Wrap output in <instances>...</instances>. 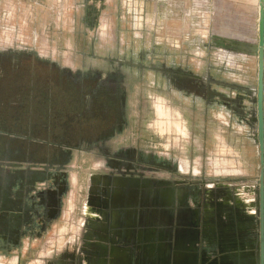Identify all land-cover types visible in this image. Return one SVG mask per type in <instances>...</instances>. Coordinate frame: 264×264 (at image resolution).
Segmentation results:
<instances>
[{
	"label": "rangeland",
	"instance_id": "1",
	"mask_svg": "<svg viewBox=\"0 0 264 264\" xmlns=\"http://www.w3.org/2000/svg\"><path fill=\"white\" fill-rule=\"evenodd\" d=\"M153 1L0 0V52L33 51L42 60L56 61L75 72L92 52L105 55L111 50L116 52L114 55L122 56L128 47L139 57L148 54L146 64H176L198 74L210 72L217 78L245 84L256 92V54L223 52L210 46L200 48L196 30L203 25L207 27L197 15L198 8L193 6L185 20L180 16V0H157L155 5ZM33 70L21 76L25 84L11 85L0 94V126L16 123L12 115L25 97L32 98L30 108H35L37 98L43 103L41 108L48 110L27 118L30 127L27 134L0 128V138L6 140L11 136L27 141L30 148L42 142L54 144L53 134L60 131L58 124L68 119L66 110L55 112L53 99L58 91L52 80H46L58 74L41 63L34 64ZM63 82L64 94L59 98L65 102L67 81ZM63 102L60 103L65 105ZM129 121L128 139L144 148L177 157L191 175L203 172L214 178L237 170L251 183L258 182L260 157L254 141L246 138L224 110L216 106L206 108L179 95L152 71L146 77L142 73L134 79L129 96ZM73 164L76 168L70 171L71 188L61 217L42 238L39 253L47 252L49 241L62 240L81 230L87 178L99 167L89 162L80 150L76 151Z\"/></svg>",
	"mask_w": 264,
	"mask_h": 264
},
{
	"label": "flooded vegetation",
	"instance_id": "2",
	"mask_svg": "<svg viewBox=\"0 0 264 264\" xmlns=\"http://www.w3.org/2000/svg\"><path fill=\"white\" fill-rule=\"evenodd\" d=\"M115 53L111 50H107L105 55L92 52L83 66L71 72L67 70L71 67H62L56 61L42 60L41 56L33 51L0 52V94L11 85L25 84L21 81L24 79L21 76L33 72L34 64L41 63L48 65L52 72L58 74V77L46 78L47 81H53L58 91L54 94L57 97L53 99L55 112L66 110L68 113V119L58 124L60 131L53 134L54 144L42 142L30 148L27 141H18L11 136L6 140L0 138V173H4L2 181L0 178V192H3V196L8 194V176L11 170L9 166L12 164H22L28 171L32 169L54 174L63 168L70 174L71 169L76 168L73 164L75 153L80 150L89 162L99 167L89 174L87 188L93 175L109 174L141 180L185 181L199 186L203 191L215 192L216 205L212 207L215 212V225L206 224L201 229L202 257L205 260L203 264L213 263L220 248L235 245L240 250L244 248V251L239 250L236 262H233L234 258L231 257L226 264H253V258L258 259L256 248L259 244L260 228L257 191L259 192L262 168L258 120L255 119L258 107L257 88L254 92L245 84L217 78L210 72L198 74L188 67L176 64H146L149 62L148 54L141 55L143 60L140 62L137 52L128 47L123 50L122 56H116ZM134 61H139L140 64ZM150 71L167 87L174 88L179 95L206 108L216 106L224 110L232 123L244 132L246 138L254 141L260 157V175L257 183H251L244 173L237 170L220 173L214 178H208L203 172L191 175L185 172L184 165L177 157L144 148L126 137L130 127L129 96L134 79L142 76V73L143 77H146ZM63 81H67V102L59 98L64 94L61 88L65 84ZM31 101L32 98L25 97L12 115L16 117V123L1 125L0 128L27 134L30 128L27 118L48 111L41 108L43 103L37 98L35 108H30ZM21 121L27 125L21 124ZM31 131L33 133L36 129ZM70 182L63 178L53 186L57 194L46 191L43 195L45 202L42 201L38 205V211L36 209L38 217L32 214L24 216L27 224L22 234L32 238L38 236L41 239L45 236L53 222L61 217L65 199L71 188ZM250 188L254 189L253 194ZM247 189L251 194L246 192ZM218 192L223 197L217 198ZM209 204L204 194L201 201L204 213L210 208ZM2 217L0 216V219H4ZM204 217L207 219V215L204 214ZM35 218L40 221L35 222ZM2 222L0 221V224ZM0 228V250L4 252L6 225L3 223ZM252 246L254 255L251 252Z\"/></svg>",
	"mask_w": 264,
	"mask_h": 264
},
{
	"label": "water",
	"instance_id": "3",
	"mask_svg": "<svg viewBox=\"0 0 264 264\" xmlns=\"http://www.w3.org/2000/svg\"><path fill=\"white\" fill-rule=\"evenodd\" d=\"M256 102L255 119L258 120L262 168L257 191L260 228L256 248L258 259L253 258V264H264V0H260ZM9 167L8 194L3 196L0 192V210L4 212L0 214L4 218L0 219L3 221L0 227L4 223L18 236L19 226L27 223L24 218L20 220L13 213L6 214V211H19L17 205L22 204L26 214L37 218L36 209L38 211V205L45 202L43 195L46 191L57 194L53 186L63 178L70 181V174L63 168L54 174L28 171L22 164ZM250 190L253 194L254 189ZM204 191L185 181L93 175L87 188L85 219L80 228H84V232L79 237V246L69 255L73 260L71 264H203L201 229L206 224L215 225L212 207L216 205L215 192ZM226 193L229 195L228 191ZM204 194L210 202V208L205 213L201 209ZM220 197L223 195L218 192L217 198ZM89 206L92 207L90 211ZM218 216L220 218V214ZM239 250L236 245L220 248L218 257L211 264H226L231 257L236 262ZM240 251L243 252L244 248ZM251 252L255 254L253 246Z\"/></svg>",
	"mask_w": 264,
	"mask_h": 264
},
{
	"label": "crops",
	"instance_id": "4",
	"mask_svg": "<svg viewBox=\"0 0 264 264\" xmlns=\"http://www.w3.org/2000/svg\"><path fill=\"white\" fill-rule=\"evenodd\" d=\"M105 1L107 0H96V2ZM156 2L157 0H154L153 4L155 5ZM193 6L198 8L197 15L201 16L200 20L205 22L207 27L204 28L203 25L196 30L197 38L201 40L198 43L200 48L216 47L223 52L256 54L258 58L260 0H180L181 18L188 20L189 11ZM3 177L4 173H0L1 181ZM86 201L87 198L82 206L83 219H85ZM17 206L19 211L7 210L6 214L13 213L22 220L26 215L25 207L22 204ZM91 208L89 206V211ZM1 213L4 212L0 210ZM38 221L40 220L35 218V222ZM25 227L24 224L19 226L20 233L17 236L12 233L9 226H6L5 242H3L6 249L4 252L0 251V264H71L73 262L69 255L79 246V237L84 232V228L62 240L49 241L50 248L47 252L39 253L42 239L38 236L32 238L22 234ZM75 257H77L76 251ZM75 262L77 263V260Z\"/></svg>",
	"mask_w": 264,
	"mask_h": 264
}]
</instances>
